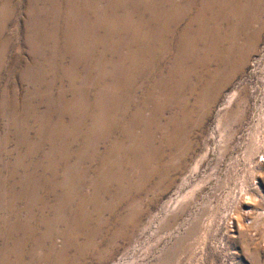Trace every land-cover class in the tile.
Wrapping results in <instances>:
<instances>
[{
    "label": "rangeland",
    "instance_id": "obj_1",
    "mask_svg": "<svg viewBox=\"0 0 264 264\" xmlns=\"http://www.w3.org/2000/svg\"><path fill=\"white\" fill-rule=\"evenodd\" d=\"M0 264H264V0H0Z\"/></svg>",
    "mask_w": 264,
    "mask_h": 264
}]
</instances>
